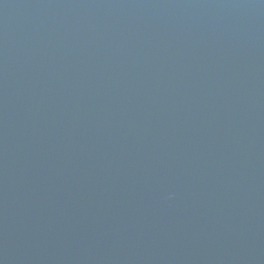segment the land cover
Listing matches in <instances>:
<instances>
[{
    "label": "water",
    "instance_id": "water-1",
    "mask_svg": "<svg viewBox=\"0 0 264 264\" xmlns=\"http://www.w3.org/2000/svg\"><path fill=\"white\" fill-rule=\"evenodd\" d=\"M0 264H264V0H0Z\"/></svg>",
    "mask_w": 264,
    "mask_h": 264
}]
</instances>
